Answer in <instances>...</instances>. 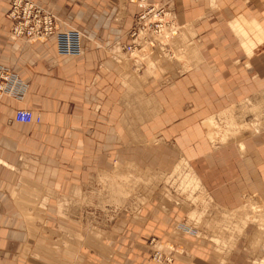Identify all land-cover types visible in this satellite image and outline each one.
Instances as JSON below:
<instances>
[{
  "label": "crops",
  "instance_id": "1",
  "mask_svg": "<svg viewBox=\"0 0 264 264\" xmlns=\"http://www.w3.org/2000/svg\"><path fill=\"white\" fill-rule=\"evenodd\" d=\"M33 1L62 31L84 34L83 53L63 56L54 39L14 40L11 0H0V68L27 86L23 99L0 100V264H158L152 244L169 238L160 246L184 249L172 264H264L228 234L207 233L220 246L206 251L199 237L190 242L177 230L171 238L191 205L163 190L140 214L127 212L99 234L70 229L61 217L68 201H85L92 176H111L127 163L142 171L188 163L219 212L246 197L264 200V130L222 147L212 140L213 123L239 119L243 104L264 91V0H149L174 2L192 31L182 28L189 43L194 34L190 69L174 78L158 76L171 67L163 55L138 49L143 63L118 58V46L128 55L140 12L132 1ZM132 63L158 77L141 86ZM22 109L41 123L16 122ZM69 230L72 247L56 244Z\"/></svg>",
  "mask_w": 264,
  "mask_h": 264
},
{
  "label": "rangeland",
  "instance_id": "2",
  "mask_svg": "<svg viewBox=\"0 0 264 264\" xmlns=\"http://www.w3.org/2000/svg\"><path fill=\"white\" fill-rule=\"evenodd\" d=\"M150 4H154L157 8L166 6L165 16H159L155 19L152 17V14L147 19L148 23L154 22V20H163L165 29L160 36H150L147 33L141 32L137 42L143 46L146 44V41L148 43H151V41L157 42L159 44V47H157L158 52L156 49L153 50L150 47L151 44H147L142 51H149L157 57L160 55L167 57L166 64H169L171 67L158 76H166L173 72L172 77H177L190 69V67H187L185 64H189L192 59L191 49L194 34H192L189 43L190 35L186 30L182 29H189V27H183L180 24L179 15L174 2H150ZM137 16L135 25L137 23ZM173 26L175 29L172 30ZM131 40H133L132 36ZM188 43L190 44V50L188 48ZM118 47L121 48L120 56L118 57L121 60L130 62L133 57L138 60L139 63L143 61L138 53H134L133 56L125 55L122 47ZM144 64L146 63L144 62ZM132 65L136 66L137 64L132 63ZM141 66L142 65L138 66L140 67L139 69H141L140 72L133 70V75L137 76L141 86L147 84L150 78L158 77L156 75H150L147 68V72L142 73ZM150 67L152 69L157 67L152 59L150 60ZM141 74L145 77L140 76ZM165 83H167V81ZM135 99L139 101V103L141 100L143 101L141 98ZM240 113L239 119L229 116L230 118L228 117L223 120L220 118L218 121L221 122L218 124L213 123L212 140L214 142L217 141L214 143L215 147H222L232 141L236 142L237 140L245 139L250 135L249 130H251L253 134L263 131L264 91L261 92L259 98H255V100L248 99L243 104ZM255 119L258 120L254 121ZM251 122L253 123L250 126ZM255 124H260L258 132L255 131ZM124 166L128 168L125 178H116L112 181V179H103L104 176H100L101 173L96 174L90 179V189L86 193L85 201L78 202L75 199L68 201L61 213V217L64 218V221L67 223L65 225L66 227H71L76 230V227L79 226L83 228L84 231L91 233L97 231V234H99V232H103V228H107L110 223L127 212L133 213L134 215L140 214L146 202L154 199L158 191L163 190L165 191L166 199L171 200L174 195L191 205V209L189 210L190 213L186 216V220L181 225L177 226L176 230L171 233V238L177 230L192 237V239H190V237L186 236V238H184L185 240L183 239L185 242H189V239L190 242L198 240L197 237H199L201 244H203L205 248L204 251H206L211 248L212 243L217 247L220 246L217 241H206V234L216 231L218 234H228L231 242L237 239L243 240L246 248L250 250V256L256 258L261 254V259L264 260V200L256 197H246L241 202L239 208L232 211L219 212L214 206L209 194L202 189L188 163H183L182 166L176 168L167 167L164 169L165 171H142L135 163H127ZM121 194H123V196H121ZM193 211L195 213L188 218ZM73 235L74 232L69 230L68 234L64 233L62 239L60 238L56 244L61 245L65 243L69 249L72 247L73 242H75ZM187 238L189 239L187 240ZM168 241H170V238L164 243L153 242L152 244L159 255L154 258V261L158 264H172L170 261L174 260L176 252H181L179 249L182 248L177 244H175L174 248L172 246H160L166 244ZM230 244L232 246V243ZM158 246H160L159 249L157 248Z\"/></svg>",
  "mask_w": 264,
  "mask_h": 264
},
{
  "label": "built area",
  "instance_id": "3",
  "mask_svg": "<svg viewBox=\"0 0 264 264\" xmlns=\"http://www.w3.org/2000/svg\"><path fill=\"white\" fill-rule=\"evenodd\" d=\"M131 1L138 7L140 12L131 35L133 40L124 49L128 55L133 56L138 49L141 52L144 48L137 42L141 32L150 36H160L163 33L165 29L163 20H154V22L148 23L147 19L152 14L155 19L159 16H165L166 6L157 8L154 4H150L149 0ZM8 18L12 22L11 37L14 40H24L32 44H45L54 39L59 54L63 56H81L83 53L84 34L79 30L62 31L59 28L58 18L33 0H11ZM173 29H175L174 26ZM147 44H151L150 47L153 50L159 47L157 42L151 41V43H148L146 41L145 46ZM26 91L27 86L18 79L12 69L0 68V100L4 96L21 100L24 98ZM15 120L25 125L40 124L42 121L40 116H35L32 111L26 109L17 111ZM154 251V258L158 257L157 251Z\"/></svg>",
  "mask_w": 264,
  "mask_h": 264
},
{
  "label": "bare ground",
  "instance_id": "4",
  "mask_svg": "<svg viewBox=\"0 0 264 264\" xmlns=\"http://www.w3.org/2000/svg\"><path fill=\"white\" fill-rule=\"evenodd\" d=\"M259 125L260 124L254 125L256 132H258V130H259ZM127 169H128L127 167L119 166L113 175H111V176L110 175H103L104 177L103 176L102 177H103V179H112V181L115 180L116 178H122V177L125 178L127 176ZM120 193H122V192H120ZM121 196H123V194H121Z\"/></svg>",
  "mask_w": 264,
  "mask_h": 264
}]
</instances>
